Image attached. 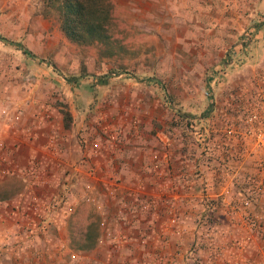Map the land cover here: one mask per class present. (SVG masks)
Returning a JSON list of instances; mask_svg holds the SVG:
<instances>
[{"label": "rangeland", "instance_id": "rangeland-1", "mask_svg": "<svg viewBox=\"0 0 264 264\" xmlns=\"http://www.w3.org/2000/svg\"><path fill=\"white\" fill-rule=\"evenodd\" d=\"M48 2L0 0V104L34 93L35 113L18 122H54L87 154L97 137L117 150L128 136L147 138L146 180L168 183L158 193L142 184L127 199L145 198L144 215L164 208L166 217L152 223L158 242L127 243L109 235L123 227L93 206L91 186L71 189L77 180L65 177L59 210L40 235L18 240L20 230L0 220V264H264V0H111L112 42L100 45L70 40ZM28 127L17 130L29 135ZM175 166L189 168L196 186L191 227L165 201ZM1 176L0 201L18 195L19 181ZM111 194L117 204L123 192L116 185ZM91 213L98 235L85 248L76 221Z\"/></svg>", "mask_w": 264, "mask_h": 264}, {"label": "crops", "instance_id": "crops-1", "mask_svg": "<svg viewBox=\"0 0 264 264\" xmlns=\"http://www.w3.org/2000/svg\"><path fill=\"white\" fill-rule=\"evenodd\" d=\"M33 96H35L34 93L27 94L19 100H14L17 98L12 95L13 100H10L8 106L5 105L6 107L0 104V110L7 108L11 115L25 113L27 116L23 117H27L29 120L30 115L35 113L34 103L38 100ZM29 102L31 104L27 105ZM7 122L0 121L3 126L0 134V171L3 172L1 177L3 181H19L21 190L18 195L0 201V220L3 227L11 231L17 228L20 230L16 236L18 240L26 237L25 234L33 237L40 235L39 232L42 229L47 230V226L54 218L53 215H56L59 210V207H56L61 201L58 193L67 184L63 180L65 177L73 176L77 181L75 186L70 184L71 189L77 187V190H82L91 186V194L96 199V203H92L93 206L94 204L101 206L105 215H110L108 221L118 222L119 220L121 222L123 228L109 227V235L117 233L123 238L122 240H127V243L133 241L137 246L140 245L138 241L141 238L150 239L153 237L158 242L157 239L160 237L161 231L156 233V230L152 231L151 227L152 223L156 221L155 217L160 216L164 220L166 210L157 208L155 211L152 210L151 214L144 215L146 210L142 207L138 208V206L146 207L148 201H144L145 198L140 197L139 203L127 199V194L134 189L141 190L142 184L144 190L155 189L158 193L163 190L162 185L168 183L165 180L162 184L153 186L149 185L146 180L149 174L143 170L142 162L146 160L148 154L146 149H150L149 144L146 143L147 138H141L139 141L134 136H128L125 142L119 144L121 147L117 150L116 144L115 146L110 144L108 139H105L108 144L102 143L100 146L98 142L101 140L97 137L94 139L96 142L93 144V150L91 148L87 154L76 137L71 134L67 135L54 122L46 123L44 126H39L36 123L34 125L29 123L32 121L25 120L20 123L15 122L16 124L12 126L9 125L10 120ZM18 124L26 129H30L28 126L31 125V134L19 133ZM57 130L61 133L60 137L57 136ZM140 142L144 144L138 145ZM95 145H99V148H95ZM183 168L174 167L171 182L175 187V192L172 198H167L165 201L177 205L181 221L191 227L195 223L197 215L195 210L196 186L191 170L189 168L183 170ZM185 181L188 185L185 190L187 193L184 195L181 190L185 189ZM116 185L123 194L118 201L115 200L117 204H114L113 200L117 197L111 193L116 190ZM173 188L171 187V190ZM81 194H77V196ZM20 205L26 207L20 209ZM150 212L151 209H148V213ZM25 229L28 231L25 232ZM191 234L193 237L196 235L192 228ZM126 247L128 244L120 245L121 250ZM146 253L147 256L150 255V251H146ZM51 257L52 254L49 253L48 258L51 259ZM148 258H139V264H153V261ZM244 262L242 264H250L248 260ZM95 263L101 262L97 259Z\"/></svg>", "mask_w": 264, "mask_h": 264}, {"label": "trees", "instance_id": "trees-1", "mask_svg": "<svg viewBox=\"0 0 264 264\" xmlns=\"http://www.w3.org/2000/svg\"><path fill=\"white\" fill-rule=\"evenodd\" d=\"M110 2L111 0H49L48 5L58 11L62 29L70 40L79 44L100 45L112 42L111 30L115 25V19ZM6 41L35 57L21 42ZM79 216L76 221V234L77 238L82 239L83 243L80 246L92 248L98 235L97 220L95 221L94 213Z\"/></svg>", "mask_w": 264, "mask_h": 264}, {"label": "built area", "instance_id": "built-area-1", "mask_svg": "<svg viewBox=\"0 0 264 264\" xmlns=\"http://www.w3.org/2000/svg\"><path fill=\"white\" fill-rule=\"evenodd\" d=\"M221 71H223V70H221ZM212 74L214 75V74H216V72L213 71ZM19 119H20L19 113H16L15 115H11L7 108L0 110V121H2V122L8 123L7 120H10L11 122H9V125L12 126L15 122H18ZM2 130H3V126L0 123V134H1ZM0 139H1V136H0ZM263 142H264V140H263ZM0 145H1V141H0ZM0 172L2 173V174L0 173V175H3V172L2 171H0Z\"/></svg>", "mask_w": 264, "mask_h": 264}]
</instances>
